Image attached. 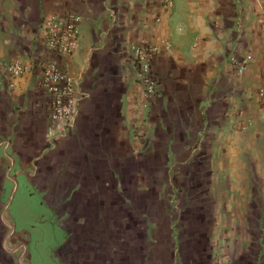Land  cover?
<instances>
[{
	"label": "crops",
	"instance_id": "1",
	"mask_svg": "<svg viewBox=\"0 0 264 264\" xmlns=\"http://www.w3.org/2000/svg\"><path fill=\"white\" fill-rule=\"evenodd\" d=\"M71 14L78 46L55 59L77 106L60 129L40 85L44 20ZM139 45L160 50L157 97L136 79ZM10 61L29 69L0 87V196L23 182L83 221L53 264H129V230L149 244L136 264H264V0H0ZM7 207L0 264H30Z\"/></svg>",
	"mask_w": 264,
	"mask_h": 264
},
{
	"label": "built area",
	"instance_id": "2",
	"mask_svg": "<svg viewBox=\"0 0 264 264\" xmlns=\"http://www.w3.org/2000/svg\"><path fill=\"white\" fill-rule=\"evenodd\" d=\"M79 23L80 18L73 14L65 17L50 16L44 20L45 48L52 58L42 66L40 85L46 97L48 117L55 127L60 129L68 127L73 121L77 106V82L62 70L56 59L70 55L77 48ZM164 50H168L167 44L164 45ZM159 53L158 47L153 45H139L131 49L136 79L142 84L148 96L159 95V84L152 67L153 59ZM250 59V56L246 57V60ZM28 69L19 61L0 62V87L4 77H20ZM259 93L263 96L264 89H260Z\"/></svg>",
	"mask_w": 264,
	"mask_h": 264
},
{
	"label": "rangeland",
	"instance_id": "3",
	"mask_svg": "<svg viewBox=\"0 0 264 264\" xmlns=\"http://www.w3.org/2000/svg\"><path fill=\"white\" fill-rule=\"evenodd\" d=\"M14 186L0 196V202L8 204L7 214L9 220L14 225V232L22 234L25 239L26 248L29 254L30 264H53L51 258V251L53 248L58 247L62 238L66 234L63 228L67 226L70 230H77L78 227L83 225V221L79 218H74L72 213L68 210L62 211L56 209L46 199L45 192H41L29 185H23L20 182L19 187L13 192ZM72 195L68 196L66 201H71ZM124 207H131V201L127 196H124ZM70 206V204L61 205L62 208ZM58 210V212H57ZM131 218L137 219L138 215L145 221L144 235L152 238V233L156 230V222L147 218L142 209H131ZM139 222V221H138ZM129 264H136L141 261V245L143 244L144 253L149 249L147 242L136 240L134 232L129 230ZM139 246V247H138ZM168 247V244L165 245ZM151 249V248H150ZM148 253V252H147ZM16 264V261H14Z\"/></svg>",
	"mask_w": 264,
	"mask_h": 264
}]
</instances>
